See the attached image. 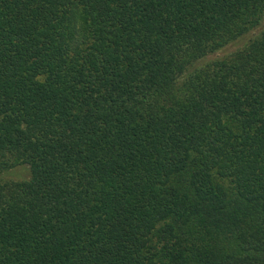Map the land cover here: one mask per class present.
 <instances>
[{
    "label": "trees",
    "instance_id": "trees-1",
    "mask_svg": "<svg viewBox=\"0 0 264 264\" xmlns=\"http://www.w3.org/2000/svg\"><path fill=\"white\" fill-rule=\"evenodd\" d=\"M0 264H264V0H0Z\"/></svg>",
    "mask_w": 264,
    "mask_h": 264
},
{
    "label": "rangeland",
    "instance_id": "rangeland-1",
    "mask_svg": "<svg viewBox=\"0 0 264 264\" xmlns=\"http://www.w3.org/2000/svg\"><path fill=\"white\" fill-rule=\"evenodd\" d=\"M235 47H236L235 45L228 46L223 51H220L217 55H223L227 52H231L232 50H234ZM29 173H30L29 169L26 166H19L17 168L10 170L9 172L4 173L3 178L20 180L27 178L29 176Z\"/></svg>",
    "mask_w": 264,
    "mask_h": 264
}]
</instances>
